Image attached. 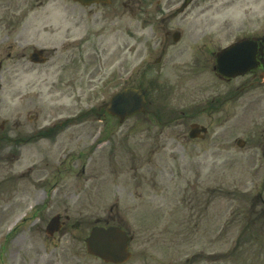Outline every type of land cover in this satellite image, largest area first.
<instances>
[{"label":"flooded vegetation","instance_id":"1","mask_svg":"<svg viewBox=\"0 0 264 264\" xmlns=\"http://www.w3.org/2000/svg\"><path fill=\"white\" fill-rule=\"evenodd\" d=\"M65 1L72 3L70 0ZM151 1L102 0L89 5H79V9L73 10L71 16L67 3L63 0H0V36L14 35L16 38L15 63L10 68L16 70V82L18 80L19 86V89L16 88L17 94L14 97L11 95L8 101L11 103L17 97L19 103L16 106L17 118L12 120L10 125L6 118L0 125V159L7 161L8 171H12L16 160L31 161L15 175L8 174L5 183L10 184L11 180L8 178L14 176L31 177L33 182L38 183L34 198L37 224H47L57 215L60 225L58 232L52 235L46 234L49 239H54L55 234H59L61 238L69 229L80 228L85 223L90 224V228L94 225L111 224L125 227L122 221L124 217L121 214V206H123L129 214L128 230L132 236L131 241H136L139 235L137 230L133 229V225L137 213L158 220L166 208L167 179L160 174L147 173V170L153 167L151 159H147L144 164L133 163L130 166L132 173L124 174L116 164V158L119 160L120 150L124 146H127L124 149L126 153H129L131 158H136L138 143L150 144L152 140H156L157 145L162 147L167 145V139L179 143L185 138L186 131L183 125L180 126L179 132L171 131L169 138L166 135L165 129H168L166 125L143 128L120 126L116 124L118 122L116 117L104 111L105 104L100 105L96 111L89 109L86 106L87 100L82 95L83 92H77L82 88L83 82L87 83L91 90L96 84L94 81L97 80L98 83L103 82L104 86L107 83L113 84L117 78L113 69L119 70V66L114 67V65L119 55L125 54L127 48L131 51V41L133 43L134 31L131 29L133 25L124 26L123 33L127 38H118L120 23L133 22L139 14L144 15L145 20L148 19L150 17L148 6L151 5ZM155 1L156 4L161 3V0ZM172 1L180 0H169L168 3ZM214 1L196 0L192 5L195 6L194 22L201 28L200 30L197 29L184 39L180 34L179 40L174 41L173 33L165 29L152 40V48L160 54L154 59V63L163 62L164 67L169 66L177 70L178 78L170 82V78L166 77L160 80L159 85L157 83L146 88L148 104H155L156 108H159V110H150L149 113L158 116L159 120L160 114L169 113L190 118L193 123L200 125H204L205 122L209 127L222 129L228 140L231 139L233 124L242 125L240 121L252 118L251 121L258 125L262 133L258 143L263 144L264 147V14H259L257 8H247L240 16L239 24L232 23L229 19L222 25L212 28L213 23L204 21L208 20L209 16L205 13L210 10ZM51 3H58L63 15L33 13L32 16L36 19L32 20L37 22V29L35 32L26 30V22L30 20L28 11L44 8ZM166 12L164 10V15ZM54 18L57 20H52ZM46 20L57 22V25L54 23L55 25H51L50 30H47L45 24H40ZM63 22L66 25H63ZM78 33H80L79 37L72 39ZM30 34H34V37L29 38ZM108 36H111L112 40ZM105 41L112 45L104 46ZM180 42L182 44L179 47L171 49ZM235 44H242L241 52L235 57L237 63H232V56L225 55L224 64L228 67H232L233 64L240 65L244 67V72L235 75L223 74L219 71V55ZM2 45L1 41L0 73L3 71L8 75L9 67L6 61L9 60L11 53L7 52V46L2 47ZM189 47L192 50L190 62L185 60ZM108 53H111L110 57ZM102 57L104 60L101 61ZM189 72L192 73L191 100L185 102L183 98L177 99V94L184 96L188 91L183 88L185 80L182 75ZM27 76L29 77L26 81ZM104 76H107L105 81ZM29 92L30 94L27 95ZM95 92L97 93L96 89ZM25 94L28 98L37 99L46 96L47 100L50 99L48 104L43 106H39L35 101L31 102L34 111L30 120L25 111L30 99L21 103ZM61 98L67 100L63 108L66 109L67 118L88 117L93 114L99 117L98 121L101 125L96 145L102 150L95 151L89 148L84 152L88 162L87 160L82 164L77 162L81 153L76 155L78 158L69 161V170L72 169V165L75 168L80 165L75 173L76 178L85 176L84 183L91 182L90 178L95 179L99 184L95 190L55 189L57 176L60 175V169L56 167V152L66 149V146L75 140H78L75 147L82 144L85 148L88 146V135L93 133V130H89L87 126L80 127L82 122L69 125L84 130L74 129L68 133H65L70 129L68 124L60 123L59 126L55 122L39 124L42 123L40 119L43 121L62 111L60 107L55 108L54 105L57 99ZM2 102L1 97L0 109L9 107L8 104L2 105ZM79 105H83V108ZM26 117L28 124L21 120ZM135 129L139 131H134ZM155 129H159L157 135L152 136V131ZM15 132L17 134L13 135ZM200 134L202 135L201 132ZM206 135L189 141L197 144L207 139ZM68 139L69 141H65ZM27 144L29 146L25 147ZM133 146H135L134 150ZM10 147L12 148L8 151ZM71 150L73 149H67L65 157ZM43 160L47 166H51V169L40 168V162ZM96 162L98 174L92 177L90 165ZM21 165L20 163L19 166ZM13 180L16 182V179ZM40 182L49 183L47 189L42 188L43 184H39ZM91 209L96 210L91 212ZM89 213L100 215L92 219ZM144 232L150 230L145 229Z\"/></svg>","mask_w":264,"mask_h":264},{"label":"rangeland","instance_id":"2","mask_svg":"<svg viewBox=\"0 0 264 264\" xmlns=\"http://www.w3.org/2000/svg\"><path fill=\"white\" fill-rule=\"evenodd\" d=\"M63 1L67 3L71 16L74 13L73 10L79 9L76 3H73L74 6L77 5L73 9L72 3ZM168 2L169 0H161L160 4H156V1L152 0L151 5L148 6L150 9L148 19L144 20L145 16L139 14L133 22L120 23L118 38L122 39L126 37L123 33L125 32L124 26L133 25L131 29L134 31V53L128 52L119 55V59L114 65V67L119 66V70L113 69L117 78L120 75L118 86H113L112 83H107L104 86L103 82L98 83L97 80V82L94 81L96 84L92 86L93 89L91 90V87L83 82L82 88L77 92H83L82 95L87 100V107L98 108L101 103H105L109 99L114 91L126 85L127 70L134 69L135 71L130 86L145 88L147 85H152V82H158L159 85L160 80L166 77L170 78V82L178 78V71L169 66L164 67L163 62L149 64L153 63L154 59L160 55L158 51L152 48L151 42L165 29L169 32L179 31L184 39L201 28L196 26L194 22L195 6L191 5L187 11L181 14L176 13L177 1ZM243 2L244 0H215L210 10L205 13L209 17L204 22L213 23L212 28L222 25L225 20L229 19L232 23L239 24L240 15L243 12ZM157 7H159L158 10ZM164 10L167 11L166 15H164ZM32 13L63 15L62 8L58 3H51L44 8L28 12L30 15L28 19L30 20L26 22L25 29L34 32L37 29V22L32 20L36 19L33 18ZM54 23L57 25V22ZM54 23L46 20L40 24H45L47 30H50L51 25H55ZM12 24L14 25V22ZM63 25H66V23L63 22ZM2 31L6 33L4 29ZM79 35L80 33L74 36ZM111 36L113 37V35ZM111 36H108V38L112 40ZM33 37L34 34L29 35V38ZM0 39L3 42L2 47L7 46V52L11 53L9 60L6 61L7 67H9L8 75L3 71L0 73V83L2 85L0 98H3L2 105H9V107L0 109V125L6 118H8L10 125L12 120L17 118L15 114L18 102L16 101L17 98L11 103L8 101L11 95L14 97L17 94L16 88L19 89L18 80L16 82V70L10 68L15 63L14 46L16 38L14 35H8L0 36ZM181 44L182 42L171 49H175ZM10 45L12 47H9ZM107 45L111 46L112 44L105 41L104 46ZM110 54L108 53L109 57ZM191 54L192 50L189 47L186 53V61L190 62ZM102 60H104V57L101 58ZM120 67L124 68L120 70ZM182 77L185 80L183 88L188 89V91L185 92L184 96L177 94V99L183 98L187 102V100H191L190 80L192 73L183 74ZM106 78L107 76H104L103 80L105 81ZM26 100H29V105L25 108V111H27L30 120L34 111L31 102L35 101L39 106H43V104L47 105L50 99L47 100L46 96L37 99L36 97L28 98L26 95L21 103H25ZM66 103V99H57V102L54 103L55 108L60 107L62 111L54 117H48L43 121L40 119L42 123L39 124L43 125L53 120L59 124L58 121L67 117L66 109H63ZM79 106L83 108V105ZM147 109L148 112L126 119L122 126L142 128L156 126L157 122L160 124V122L166 121L165 124H171L168 126L166 134L169 138L171 131L179 132L181 130L180 126L185 122L184 125L187 126L191 122L190 119L177 117V115H170L169 113L160 114L161 119L159 120L158 116L155 115V117L149 113L150 110H159L155 104H148ZM21 120L23 123H29L27 117ZM66 121L65 125L68 124V126L72 123L82 122L80 127L87 126L89 130H93V133L88 135V146L85 148L82 144L75 147L74 145L78 141L75 140L69 143L66 149L56 152V167L60 169V175L56 179V189L71 191L77 189L95 190L99 186L95 179L91 180L90 178L91 182L84 183L85 176L76 178L75 173L80 165L76 168L72 165V169L69 170V161L72 158H78L76 155L81 153V157L78 158L77 162L82 164L86 160L88 162L87 155L84 152L88 151L89 148V150L95 149V151L102 150L96 145L97 142L95 141L98 136L97 126L100 122L93 116L88 117L87 122H85L86 117L71 118ZM240 123L247 126L251 122L246 119L240 121ZM239 125H232L231 143L226 141L228 140L227 135L222 129H212V134L208 139L196 145L184 144V148L170 139L166 141L170 147L162 149L159 147L157 151L154 149L156 147L155 141L152 142V146H143V144L138 143L136 144L137 149H139L137 150V156L131 159L129 153L124 150L127 146L121 148L119 160L116 158L117 163H115L123 173L128 172L129 165L132 166L133 163L138 165L145 160L147 153L152 154L149 157L152 158L154 164H157L156 167L149 168L147 173L156 172L168 177L169 170L172 171L174 176L168 182L169 189L172 192L166 197V202H168L166 211L172 210L174 213V209L180 204L181 195L186 193L194 195L191 202L189 195L184 196L181 213L183 217L178 218L179 220L182 219V222H176L175 216H172L173 213H171L162 222L159 223V221L151 219L153 221L147 225L144 218L136 215L134 221L139 236L136 241H131L129 248L132 255L129 261L124 264H264V164L261 165L256 160V158L261 157L262 152L253 149L249 142L243 148L235 146L234 137L241 136L237 132ZM74 129L84 130L70 126V129L66 130L65 133ZM134 131H139V129ZM15 134L17 132L13 133V135ZM65 141H69V139ZM14 145L12 146L13 149H15ZM68 148L73 150L65 157ZM134 149L135 146H133ZM20 163L21 166H19ZM30 163L31 161L16 160L12 171H8L7 161L0 159V264H104L86 254L83 240L88 234L90 224L85 223L80 228L69 229L66 235L61 238L59 234H55L54 239H49L44 231L46 224H37L38 218L35 217L37 211L35 207L33 208L38 183L33 182L31 177L27 176L7 177L11 180L10 184L3 183L8 174L15 175L17 171L25 168ZM58 164L61 165L57 166ZM39 166L40 168L51 169V166H47L44 160L40 162ZM90 171L92 177L96 173L98 174L97 162L90 165ZM13 179H16V182ZM39 184L43 183L40 182ZM195 184L197 186L194 188ZM48 185L49 183H45L42 188L47 189ZM177 189L182 190V193L177 194L175 192ZM208 189L214 190L212 198H209ZM209 199L210 202H207ZM205 204L207 209L202 215L204 218L195 227L196 213L200 211V208H204ZM191 205H193V210L190 208ZM95 210L91 209V212ZM121 210L124 217L123 224L125 228H128L129 214L123 206H121ZM61 215L63 214L61 213ZM88 215H91L93 219L100 214L89 213ZM145 226L151 230L150 238L149 233L139 230L145 228Z\"/></svg>","mask_w":264,"mask_h":264},{"label":"water","instance_id":"3","mask_svg":"<svg viewBox=\"0 0 264 264\" xmlns=\"http://www.w3.org/2000/svg\"><path fill=\"white\" fill-rule=\"evenodd\" d=\"M91 2L92 0H77ZM144 92L139 89L127 88L115 94L108 103L106 110L119 116L120 121L126 116L141 111L144 108ZM51 230L55 225L50 224ZM89 253L101 257L107 262H125L129 253L127 251L128 238L124 231L118 227H95L86 239Z\"/></svg>","mask_w":264,"mask_h":264}]
</instances>
